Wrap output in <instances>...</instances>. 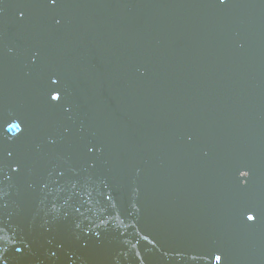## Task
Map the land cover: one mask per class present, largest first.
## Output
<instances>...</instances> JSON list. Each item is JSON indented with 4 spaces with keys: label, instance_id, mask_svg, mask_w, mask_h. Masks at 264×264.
Listing matches in <instances>:
<instances>
[{
    "label": "water",
    "instance_id": "obj_1",
    "mask_svg": "<svg viewBox=\"0 0 264 264\" xmlns=\"http://www.w3.org/2000/svg\"><path fill=\"white\" fill-rule=\"evenodd\" d=\"M233 1L223 0L221 3V0H208L210 5L203 13L202 22L198 23L196 21L195 28L190 29L186 25L187 19L183 20L185 26L181 30V37L177 38L172 35L175 33L168 32L169 34L164 37L176 39V41L173 48L166 43L162 44L160 46L161 54H158L154 47L158 36L156 38L154 35L144 32L139 34L137 40L132 42L126 56L124 72L128 77L119 81V89L111 98H106L102 89L94 88L93 94H99L98 96L102 97L99 98L101 104L97 106L96 101H84V91L78 86V83L83 84L85 81L91 83L93 81V76L89 70V42L91 46L92 33H89L84 27L78 31L85 36L86 40L82 56L80 55L78 42L73 47L69 45L73 30L89 23L82 12L86 0H0V62L4 59L10 67H13V70L16 68L24 70L23 74L14 73L12 76L14 80L22 81L24 86L22 96L16 92L14 81L12 78L10 79L7 73L3 72L4 74L0 75L1 91L6 97L10 94L14 95L12 104L19 113L16 139L15 136L8 139L7 136L0 135V152H3L0 154V178L4 177L3 172L7 171L11 190L17 192V188L13 185L17 184L19 180H23L26 185L25 190L47 194L49 199L48 192L44 191L49 175L44 181L43 174L51 172L59 173V176H61L62 173L69 170L76 182L49 181L52 184L61 186L59 202H65L69 199L70 192L74 191L75 197L86 196L84 198L85 204L89 200L94 208L103 203V199H107L108 206L111 207L108 209L109 214L119 215L118 218L123 211H129L132 217L134 211L135 213H141L142 209L151 204V192L157 193L160 198L170 199V201L163 204L171 208H178L180 200H182L181 195H184L190 207L202 205L213 211L218 209V212L222 214V208L217 201L219 199L215 198V194L211 195L209 199L203 196L204 182L212 174H216V171L212 165H209L210 168L203 171L202 160H204V154L197 155L203 145L202 137L195 135L193 132L202 130V120H205V102L202 89L207 84L211 86L213 81L217 82L220 79V87L224 88L231 85V80L236 71L233 54L221 44L214 45L206 42L204 40L206 35L216 38L221 37L223 40L228 39L232 46L256 54L255 65L258 68V73L255 77L258 78L254 80L253 84L247 85V88L240 87L237 89L242 92V98L236 109L249 131V136H242L246 138L239 139L242 142L247 140L253 145L249 157H261L264 167V0H241L247 5L243 18L238 16L229 17L227 14L217 11L231 5ZM22 10L26 14L22 13ZM126 11V7L121 10L122 13ZM89 20L91 22L92 19ZM185 33L189 35V40L180 41L181 38H185ZM242 34L247 37V40L241 36ZM5 36L11 37V41L6 48L8 57H6L3 49V38L5 39ZM100 41L104 51L105 64L111 63V58L107 54L111 40L101 36ZM146 42L150 43L148 48L144 46ZM139 51H146L150 58L148 68H144L142 60L138 61L132 55ZM166 56L171 61H163L162 59ZM132 58H135L139 65L133 73L131 72ZM190 58L191 60H189ZM42 61H46L45 68L42 66ZM69 61L80 62L83 65V70L77 73L72 68L64 67ZM154 62L155 65L160 64L162 67L164 65L169 66L171 71L169 72L168 84L181 87L175 90L173 96H171L173 92L169 91L168 95L171 99L167 102H159L155 112L156 119L152 120L150 118L151 114L153 115L152 106L144 102L145 98H143L140 91L136 94V89L146 80L152 79L155 82L156 77L154 75L141 77L137 82L136 89L131 94L129 104L126 100L128 90L123 86H126L136 76H142V73L154 66ZM177 67L182 70L180 71L182 76L178 75L179 77H176ZM112 68L115 73L116 66L112 65ZM53 72H58L55 73L58 81L52 77ZM250 74L252 73H247V75ZM182 78L184 80L180 83ZM184 88H186V91H184ZM191 90H198L199 94H202L198 95V104H200L199 107L194 106L190 110H185L181 108L184 103L179 102L177 96H184ZM72 93L76 94L75 97L71 96ZM54 95L56 98H53ZM221 95L228 98L227 90L223 89L220 92ZM220 100L221 102L218 101V104L225 105L224 99ZM71 104L72 109L69 106ZM164 104L172 106L177 113L182 110L184 115V118L177 122V124H181V128H177L178 132L185 130L184 133L179 134L176 139L172 137L171 140L190 137V141H193L192 146L189 148L185 146L166 149L163 146V141L167 142L168 137L166 134L160 135L163 129H155L145 131L143 142L139 141L140 135L137 136L136 141L130 144L131 151L128 148H126L127 151L116 149V139H120L122 136L131 138L136 132V127L142 125L145 115L148 116V118H144L145 123L149 127H156V121L163 119L162 109ZM124 105L127 107V117L118 114ZM142 105H147L151 114L144 113ZM23 113H26V115L24 116ZM8 115L14 119L5 118L6 123L14 122L16 115ZM192 118L198 122L201 120L200 124L197 125L198 122L195 124ZM163 122L160 124L163 125ZM113 127L118 128L117 133L107 137L102 144L98 142L94 144V146L108 147L104 152L107 153L105 155L106 161L99 156V153L95 156L89 148H86L85 146L88 143L82 146V144L84 145V136H87L86 140L89 141L93 134L100 135L110 132V128L113 130ZM11 129L12 125H8L6 128L0 127V133L2 131L4 134L6 130ZM149 137H152V139L148 140ZM59 139L61 141H57ZM112 140L116 141V144ZM125 143H128V141ZM15 144H19L23 149V155L27 162L25 170L21 169V162L16 158L18 151L14 150ZM41 144L52 145L54 152L51 157L42 155ZM156 146L161 147L156 152L159 157L155 156L154 148ZM237 146L238 144H234L233 152ZM3 147H5V152L2 150ZM74 147H78V153L74 152ZM260 149L263 151L262 153H259ZM114 153L119 154L122 161V168L116 174L109 171V169L116 170L113 167L117 166L119 162ZM38 157L41 158V161ZM189 157H193L194 161L188 160ZM185 160L189 161V165L196 170H186L183 167H180L179 170L172 168L174 162L181 163ZM94 163L101 167V171H96ZM198 165L199 168L197 169ZM241 169L246 170V174L250 173L246 164L239 163L236 172ZM37 170H39V173H37ZM20 174H22L21 177ZM259 175L261 178L258 180L255 175H251L253 179L250 186H254L253 188L247 190L236 188L234 189L235 193L250 195L258 191L259 184L264 182V174ZM88 176L98 182L97 186L94 183L90 188L91 178L86 183ZM156 176L157 182L160 180L162 186L158 191L154 186L155 182H153ZM244 177L238 178V182H242V188L246 187ZM118 181H122V186L120 188L114 186L112 193L113 197L119 200L120 205H114L111 196L108 197L107 191L111 187L109 182L117 183ZM213 186L214 184L209 181L208 188ZM97 187L98 190H96ZM168 188L172 189L171 192ZM88 191H90V194H88ZM134 194L137 202L129 203ZM1 195L2 187L0 186V197ZM262 196L264 194L257 196L256 200L259 201ZM208 200H210L209 205ZM241 203H247V201H238L235 207ZM125 204L128 205L130 210L127 206L121 207ZM254 213L255 217L253 219L245 221L241 217L238 220L239 215L231 216L233 217L231 222L237 228L231 229L232 234L226 231L229 228L226 223L230 221L224 219L223 214L219 217L208 216V220L216 225L215 229L220 231L218 245L222 246L221 253L218 254V251H214L219 256V261L235 254L240 255L236 251V246H238L239 251L243 250L242 254L252 252L255 255L252 257L257 259L258 264H264V257H258L259 253L264 254V216H262L264 210L262 207H257L254 208ZM118 224L119 221L111 224V227L116 230L112 235L115 241L119 235L124 236L123 234H125ZM251 228H254V230L251 231ZM242 236L245 237V241H239V239H243ZM201 239L203 243L214 244L210 239ZM190 256L195 257L196 254ZM123 258L127 259V262H131L129 264H137V262L133 263L130 257ZM249 258L251 257L245 258V260L239 259V264H244ZM230 263L227 261V264Z\"/></svg>",
    "mask_w": 264,
    "mask_h": 264
},
{
    "label": "bare ground",
    "instance_id": "obj_2",
    "mask_svg": "<svg viewBox=\"0 0 264 264\" xmlns=\"http://www.w3.org/2000/svg\"><path fill=\"white\" fill-rule=\"evenodd\" d=\"M209 5L208 0H86L82 12L89 23L73 30L69 45L73 47L78 42L82 56L86 40L85 36L78 31L84 27L89 33H92L91 46L89 42V70L93 76L91 91L94 88L106 91L102 82L103 78H113L114 84L118 85L119 81L128 77L124 72L126 56L132 42L137 40L139 34L144 32L154 35L156 38L158 36L154 47L156 52L161 54L160 46L162 44L166 43L173 48L176 41V39L164 36L170 32L180 38L181 30L185 26L183 23L185 19H187L186 25L190 29H194L196 21L201 23L203 13L209 8ZM123 7L127 8L125 13L121 12ZM246 7L244 1L234 0L231 5L217 11L227 14L229 17L243 18ZM21 12L24 13L23 10ZM89 19H92L91 22ZM101 36L111 40L107 49L111 63L105 64ZM241 36L247 40L244 34ZM204 40L214 45L221 44L233 54L236 74L231 80V86L226 90L234 92L240 87L255 82L254 80L258 78L255 77L258 73V68L255 65L256 54L232 46L228 39L223 40L221 37L206 35ZM10 41L11 37L9 36L3 38L6 57H8L6 48ZM144 46L148 48L150 43L146 42ZM52 54L55 55L54 52ZM132 55L138 61L142 60L144 68L149 67L150 58L146 51L135 52ZM135 58L131 60L132 73L139 66ZM162 60L171 61L167 56ZM112 65L117 68L115 73ZM42 66L46 67V61H42ZM64 67L72 68L77 73L83 70V65L80 62L69 61ZM11 68L10 79L14 73H24L22 68L14 70L12 66ZM169 68L166 65L163 67L160 64L155 65L154 62L153 67L142 73V76L154 75L156 77L155 82L149 79L138 87L145 101L153 109H157L159 102L169 100V91L173 92L171 94L173 96L175 90L181 87L168 84L171 71ZM177 68L176 77L182 76L180 74L182 70ZM247 73L252 74L247 75ZM183 80L182 78L180 83ZM87 86L88 82L85 81L80 85V89L85 90ZM8 99L13 103L14 95L10 94ZM162 111L164 122L160 135L166 134L169 139L172 137L176 139L180 134L178 129L181 128V124H177V122L184 118L183 112L180 110L177 113L172 106L167 104H164ZM121 112L123 117L127 116L125 105L121 107ZM193 133L209 139L202 145L197 155H218L223 163L229 161L234 150L232 140L240 135L239 129L231 125L213 127ZM112 142L116 144V141L112 140ZM181 145L189 148L193 145V141L186 140L184 142L180 139L178 146ZM14 148L15 151H18L16 158L22 159L23 149L21 146L15 144ZM188 160L194 161L193 158H188ZM180 167L181 164L178 161L172 164L174 169L179 170ZM240 172L245 174L246 170L241 169ZM3 173L4 177L0 178L2 187L0 264L131 263L123 257H130L131 261L137 262V264H227V261L231 262L230 264H239L236 257H229L225 260L223 258L219 261V256L214 253V251H218V254L221 253L222 246L218 245L220 231L215 229L216 225L208 220V216L219 217L222 214L202 205L190 207L184 195H181L182 200H180L179 207L171 208L163 204L170 199L160 198L157 193L151 192V204L142 209L141 213L134 211L132 217L129 211H123L118 218L119 215L109 214L105 203H100L97 208H94L89 200L85 204L84 199L76 198L75 191L70 192V197L65 202H59L61 186L50 182L44 189L48 192L49 199L47 194L41 192L29 190L14 192L10 189L8 172L4 171ZM117 221H119L120 229H123L126 234L119 235L115 241L112 235L116 230L111 227V224ZM226 231L229 234L233 233L230 228ZM201 238L210 239L214 244L203 243ZM191 254H196V256L192 257ZM244 264H258V261L255 257H251Z\"/></svg>",
    "mask_w": 264,
    "mask_h": 264
},
{
    "label": "flooded vegetation",
    "instance_id": "obj_3",
    "mask_svg": "<svg viewBox=\"0 0 264 264\" xmlns=\"http://www.w3.org/2000/svg\"><path fill=\"white\" fill-rule=\"evenodd\" d=\"M228 87L229 86L225 88L220 87V92H222L223 89H227ZM243 87L247 88V85ZM227 93H228V98H225V96H222V95L218 97V93L217 94L216 93L214 94L206 93L205 112H204V117L206 121L205 130L213 128V127H224L226 125H231L232 127H236L239 129L240 135L236 139L232 140L231 143L238 144V146L235 149V151L232 152L231 157L227 163H223L222 159L218 155H208V156L204 155L205 166H206L205 168L208 169L210 168L208 166L212 165V167L216 171V174H212L210 176L211 178L209 177V179L213 181L215 184V196L217 199H219L218 201L220 202V205L222 206L223 210L237 212V213L246 215L248 217L253 216L254 218L255 217L254 208L262 207V209L264 210V196H262L259 201L256 200L257 196L264 194V182L262 184H259L258 191L250 195L248 194L239 195L235 193L234 189L239 188L242 190H247V189H251L254 187V186H250L251 181L253 179L251 175L253 176L255 175L257 177V180L261 178L259 174H264L263 159L259 156L249 157L250 149L253 150V145L250 144V142L247 140L242 142L239 139V138H246V137H242L244 135L249 136L248 128L243 124V119L238 115L237 109H236V107L239 105V102L242 98V92L236 89L234 92H230L227 90ZM220 99H224L225 105L218 104V101L221 102ZM228 104L235 106V113L232 116H229V115L225 116V107ZM206 141H209V139L205 137V142ZM256 142L257 144H259L258 141ZM262 152L263 151L260 149L259 153H262ZM245 159L246 160L248 159V160L246 161ZM19 161L21 162V165H22L21 169L25 170V165H27V162H26V158L23 155V153H22V159H19ZM239 163L246 164L248 167L250 166L249 167L250 173L243 174L240 172V170L236 172V169L239 166ZM242 176H245L243 179L245 180V183H246L245 188H242V182L241 183L238 182V178L241 179ZM224 192H227V193H224ZM243 200L247 201V203H241L237 207H235L238 201H243ZM262 216H264V213L262 214Z\"/></svg>",
    "mask_w": 264,
    "mask_h": 264
},
{
    "label": "clouds",
    "instance_id": "obj_4",
    "mask_svg": "<svg viewBox=\"0 0 264 264\" xmlns=\"http://www.w3.org/2000/svg\"><path fill=\"white\" fill-rule=\"evenodd\" d=\"M104 83H105V80H103V84H104ZM219 93H220V92H219ZM199 96H200V95H199ZM180 98L183 100V99L186 98V95L181 96ZM197 98H198V96H197ZM198 105H199V104H198V99H197V103L195 104V106H198ZM226 112H227L228 114H229V113H231V114L233 113V114H234V113H235V109H234L233 111L230 112V108H229V106H227V108H226ZM136 128H137V129H136V131H137L139 127H136ZM139 134H142V132H139ZM137 136H138V135H137ZM169 140H171V139H169ZM185 141H186V140H185ZM177 146H178V144H177ZM217 201H218V200H217ZM218 202H219V201H218ZM219 204H220V202H219ZM220 206H221V205H220ZM221 208H222V206H221ZM217 211H218V209H217ZM221 212H222V214H223L224 216H236L235 213L230 212V211H224L223 208L221 209ZM231 228H233V226H231ZM235 229H237V228H235ZM242 251H243V250H241L240 252H237V253L240 254V255H244L245 257H244V256L241 257L240 255H236V254H235L234 256H231V257H236L238 260H239V259L245 260V258L247 257V254H248V253L242 254ZM249 253H251V254H250L248 257L255 256L252 252H249ZM259 254H260V253H259ZM259 254H258V257H260ZM248 257H247V258H248Z\"/></svg>",
    "mask_w": 264,
    "mask_h": 264
},
{
    "label": "snow or ice",
    "instance_id": "obj_5",
    "mask_svg": "<svg viewBox=\"0 0 264 264\" xmlns=\"http://www.w3.org/2000/svg\"><path fill=\"white\" fill-rule=\"evenodd\" d=\"M222 2H223V0H221V3ZM248 219L251 220V219H253V217L252 216H249Z\"/></svg>",
    "mask_w": 264,
    "mask_h": 264
},
{
    "label": "rangeland",
    "instance_id": "obj_6",
    "mask_svg": "<svg viewBox=\"0 0 264 264\" xmlns=\"http://www.w3.org/2000/svg\"><path fill=\"white\" fill-rule=\"evenodd\" d=\"M153 12V10H151ZM159 11V10H158ZM157 12V11H156Z\"/></svg>",
    "mask_w": 264,
    "mask_h": 264
}]
</instances>
